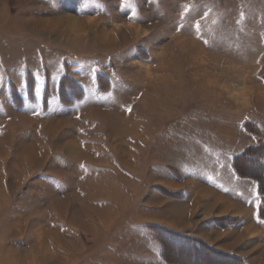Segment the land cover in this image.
<instances>
[{
  "label": "rangeland",
  "instance_id": "374dc122",
  "mask_svg": "<svg viewBox=\"0 0 264 264\" xmlns=\"http://www.w3.org/2000/svg\"><path fill=\"white\" fill-rule=\"evenodd\" d=\"M230 186L264 219V0H0V264H205Z\"/></svg>",
  "mask_w": 264,
  "mask_h": 264
},
{
  "label": "crops",
  "instance_id": "0c3cea01",
  "mask_svg": "<svg viewBox=\"0 0 264 264\" xmlns=\"http://www.w3.org/2000/svg\"><path fill=\"white\" fill-rule=\"evenodd\" d=\"M226 189H222L221 193L209 189L216 194L211 193L213 197L210 199V209L200 219L203 226L199 227V239L225 253L236 252L238 244L244 241V255L257 252L264 258V219L258 218L254 207L259 203L257 198L255 195L251 196L252 199L254 197L251 207L247 202L249 199L245 198V194L241 195L239 189L233 190V186ZM251 193L253 195V190ZM220 240H223L222 243H219Z\"/></svg>",
  "mask_w": 264,
  "mask_h": 264
},
{
  "label": "trees",
  "instance_id": "16d2710c",
  "mask_svg": "<svg viewBox=\"0 0 264 264\" xmlns=\"http://www.w3.org/2000/svg\"><path fill=\"white\" fill-rule=\"evenodd\" d=\"M260 184H262V183H260ZM172 238H174V240L176 242V237L173 236ZM205 248L207 249V254L204 255L205 258H206V256H210V257H207V259H204L205 264H224V263L225 264H236V260L232 256H228L226 254H221V252H218V251L213 250V249L208 248V247H205ZM192 254H193V252H192Z\"/></svg>",
  "mask_w": 264,
  "mask_h": 264
},
{
  "label": "bare ground",
  "instance_id": "6f19581e",
  "mask_svg": "<svg viewBox=\"0 0 264 264\" xmlns=\"http://www.w3.org/2000/svg\"><path fill=\"white\" fill-rule=\"evenodd\" d=\"M104 40V39H103Z\"/></svg>",
  "mask_w": 264,
  "mask_h": 264
}]
</instances>
